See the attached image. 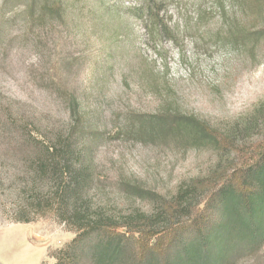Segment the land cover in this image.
<instances>
[{
  "label": "rangeland",
  "instance_id": "1",
  "mask_svg": "<svg viewBox=\"0 0 264 264\" xmlns=\"http://www.w3.org/2000/svg\"><path fill=\"white\" fill-rule=\"evenodd\" d=\"M53 3L62 5L61 17L44 9ZM163 4L160 32L153 18L136 16L142 0H0L3 171L19 165L14 135L72 126L70 92L86 130L101 135L95 155L109 180L103 186L124 210L147 213L153 202L127 194L121 182L171 198L182 184L250 160L247 152L264 140V121L251 120L264 103V0ZM166 112L205 122L220 143L138 135L141 117ZM9 189L0 185V193ZM6 201L0 198V264H55L76 233L52 215L10 222ZM234 264H264V247Z\"/></svg>",
  "mask_w": 264,
  "mask_h": 264
},
{
  "label": "trees",
  "instance_id": "2",
  "mask_svg": "<svg viewBox=\"0 0 264 264\" xmlns=\"http://www.w3.org/2000/svg\"><path fill=\"white\" fill-rule=\"evenodd\" d=\"M142 2L136 16L153 18L162 32L164 0ZM56 5L44 9L61 17L63 7ZM157 7L161 10L153 17ZM67 99L72 126L64 132L14 135L13 158L19 165L0 168V185L10 188L0 193L9 203L7 220L29 224L52 215L76 233L67 248L54 254L55 264H234L241 253L264 247V140L245 151L248 162L182 184L171 198L121 182L127 194L153 202L147 213L135 207L124 210L112 203L103 186L109 180L95 155L101 135L86 130L73 92ZM252 119L264 121V103ZM138 123L141 138H177L198 146L219 142L216 130L178 112L141 117Z\"/></svg>",
  "mask_w": 264,
  "mask_h": 264
}]
</instances>
